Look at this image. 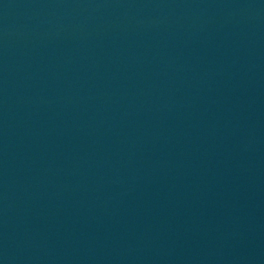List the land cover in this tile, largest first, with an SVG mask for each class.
<instances>
[{
    "label": "water",
    "instance_id": "water-1",
    "mask_svg": "<svg viewBox=\"0 0 264 264\" xmlns=\"http://www.w3.org/2000/svg\"><path fill=\"white\" fill-rule=\"evenodd\" d=\"M0 264H264V0H0Z\"/></svg>",
    "mask_w": 264,
    "mask_h": 264
}]
</instances>
